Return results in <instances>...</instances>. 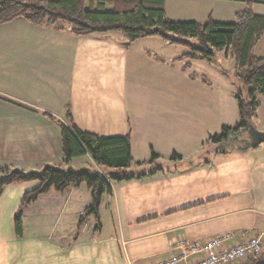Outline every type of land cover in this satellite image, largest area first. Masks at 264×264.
Wrapping results in <instances>:
<instances>
[{"label": "crops", "instance_id": "0c3cea01", "mask_svg": "<svg viewBox=\"0 0 264 264\" xmlns=\"http://www.w3.org/2000/svg\"><path fill=\"white\" fill-rule=\"evenodd\" d=\"M249 2L264 16L256 11L264 0H165V9L172 21L205 24L221 22L218 5H231L226 14L236 20ZM115 34L76 37L23 19L0 26V177L4 168L32 174L47 166L118 172L89 155L65 163L56 121L66 123L68 113L83 132L130 137L125 171L145 174L110 180L99 231L94 217L78 227L91 203L82 185L25 208L19 237L16 216L39 183L7 186L0 196V264H155L176 244L220 238L226 250L254 236H261V257L238 264H264V144L242 151L244 140L234 135L230 140L240 144L215 154L210 140L227 126L213 119L206 92L196 96L197 86L209 91L197 69L201 59L179 61L187 50L159 38L126 45ZM138 91L156 95V114H149L151 101H132L142 98ZM261 105L252 124L264 132ZM152 152L159 158L151 161Z\"/></svg>", "mask_w": 264, "mask_h": 264}, {"label": "trees", "instance_id": "16d2710c", "mask_svg": "<svg viewBox=\"0 0 264 264\" xmlns=\"http://www.w3.org/2000/svg\"><path fill=\"white\" fill-rule=\"evenodd\" d=\"M19 19L34 26L67 31L76 37L117 33L125 43L131 44L141 39L159 38L169 45L187 50L179 61L201 59L213 63L217 51L230 52L236 62L234 76L242 85V90L235 96L240 121L234 127H223L210 143L213 152L218 154L228 153L240 144V140H230L231 136L248 140L245 130L249 123H253L260 96L264 95V57L254 54L255 46L264 36V16L253 12V2L236 14L233 23H221L210 18L201 24L168 19L165 0H0V26ZM190 69L188 62L184 70ZM66 120V123L56 121L61 130L65 163L89 155L98 166L118 172L104 176L87 170L47 166L39 173L26 174L19 170L2 169L0 196L7 186L39 183L38 188L24 196L16 216L15 231L19 237L24 233L25 208L51 191L63 194L82 185H86L91 192V203L80 218L78 227H82L87 218L94 217L98 223L96 231H99L103 198L112 193L110 180L128 182L145 176L125 171L132 163L130 137H102L83 132L75 125L70 113ZM158 158L152 152L151 161ZM176 158L180 159V156L174 154L172 159Z\"/></svg>", "mask_w": 264, "mask_h": 264}, {"label": "rangeland", "instance_id": "374dc122", "mask_svg": "<svg viewBox=\"0 0 264 264\" xmlns=\"http://www.w3.org/2000/svg\"><path fill=\"white\" fill-rule=\"evenodd\" d=\"M230 6L231 5L222 3L220 6L218 5L217 7H215V17L217 19H222L221 22L223 23L229 24L235 22V19L232 17V20H229L228 14H226L228 13ZM238 7L240 8L241 6L238 5ZM256 11L257 13L264 15V5H260V7H257ZM263 48L264 43L262 41L259 44L257 43L254 49V54L257 57H264ZM225 52L227 51H217L216 60L213 63L201 60L202 64L197 65V69L201 73H203L202 77H204V80L202 81V84L207 85L209 91H204L203 88L201 89L200 86H197L195 92L198 98L204 97L207 93V96H205V98H209L212 101V116L214 120L218 121V119H220V123L223 126L234 127L240 121L238 103L235 96L242 90V85L234 76V73L236 71V62L234 57L229 54L230 52H227V54L225 55ZM186 92L190 94L189 90H186ZM137 93L139 95L142 94V98L139 96L138 98H135L132 101H135L137 104L151 101L149 114H156L157 104L154 103L156 95L154 96V98H151V91H138ZM184 94L186 93L182 90V95ZM263 97L264 96H260V103L262 105L259 109V115L263 114L261 113L264 103ZM220 132L221 129L217 132V134H220ZM90 222L91 224L94 223V218L91 217L86 219L87 224Z\"/></svg>", "mask_w": 264, "mask_h": 264}, {"label": "built area", "instance_id": "2783aa9c", "mask_svg": "<svg viewBox=\"0 0 264 264\" xmlns=\"http://www.w3.org/2000/svg\"><path fill=\"white\" fill-rule=\"evenodd\" d=\"M221 244L220 238L176 244L171 247L168 259L155 264H238L259 259L263 253L261 236H254L245 244L226 250H221Z\"/></svg>", "mask_w": 264, "mask_h": 264}, {"label": "water", "instance_id": "95a60500", "mask_svg": "<svg viewBox=\"0 0 264 264\" xmlns=\"http://www.w3.org/2000/svg\"><path fill=\"white\" fill-rule=\"evenodd\" d=\"M130 44L131 43H126V45ZM245 131L248 133L249 138L248 140L242 142L244 146L239 147V150L246 151L264 144V132L256 130L253 124L249 123Z\"/></svg>", "mask_w": 264, "mask_h": 264}, {"label": "flooded vegetation", "instance_id": "af4514ba", "mask_svg": "<svg viewBox=\"0 0 264 264\" xmlns=\"http://www.w3.org/2000/svg\"><path fill=\"white\" fill-rule=\"evenodd\" d=\"M244 141H246V140H244ZM240 142V141H239Z\"/></svg>", "mask_w": 264, "mask_h": 264}, {"label": "bare ground", "instance_id": "6f19581e", "mask_svg": "<svg viewBox=\"0 0 264 264\" xmlns=\"http://www.w3.org/2000/svg\"><path fill=\"white\" fill-rule=\"evenodd\" d=\"M246 137V136H245Z\"/></svg>", "mask_w": 264, "mask_h": 264}]
</instances>
